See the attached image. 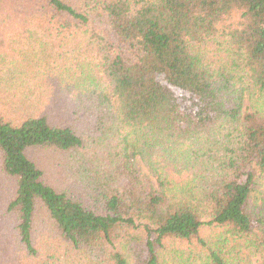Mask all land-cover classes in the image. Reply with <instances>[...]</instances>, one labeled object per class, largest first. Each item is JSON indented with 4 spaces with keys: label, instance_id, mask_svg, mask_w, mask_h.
<instances>
[{
    "label": "trees",
    "instance_id": "1",
    "mask_svg": "<svg viewBox=\"0 0 264 264\" xmlns=\"http://www.w3.org/2000/svg\"><path fill=\"white\" fill-rule=\"evenodd\" d=\"M0 264H264V0H0Z\"/></svg>",
    "mask_w": 264,
    "mask_h": 264
}]
</instances>
